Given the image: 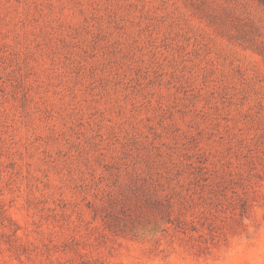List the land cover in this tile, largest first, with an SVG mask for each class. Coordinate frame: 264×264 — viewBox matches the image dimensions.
Segmentation results:
<instances>
[{
  "label": "rangeland",
  "instance_id": "1",
  "mask_svg": "<svg viewBox=\"0 0 264 264\" xmlns=\"http://www.w3.org/2000/svg\"><path fill=\"white\" fill-rule=\"evenodd\" d=\"M0 264H264V0H0Z\"/></svg>",
  "mask_w": 264,
  "mask_h": 264
}]
</instances>
